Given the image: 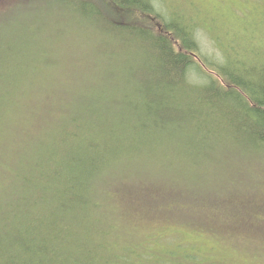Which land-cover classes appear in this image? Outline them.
Returning <instances> with one entry per match:
<instances>
[{"label":"trees","instance_id":"16d2710c","mask_svg":"<svg viewBox=\"0 0 264 264\" xmlns=\"http://www.w3.org/2000/svg\"><path fill=\"white\" fill-rule=\"evenodd\" d=\"M161 4L21 0L28 15L15 29L0 28V198L32 216L28 234L13 238L9 264L40 257L49 258L42 264H249L223 246L257 234L235 225L242 208L227 210L234 196L213 185L219 164L209 161L217 144L233 140L261 149L246 154L252 166L264 159V51L245 59L218 45L210 58L199 25L178 12L169 17ZM47 12L79 18L76 52L62 48V36L25 35ZM70 49L71 67L83 73L73 100H28L44 93L29 71L62 67ZM86 75L93 85L85 87ZM39 212L58 215L56 237L54 221L34 219ZM262 218L253 215L251 224L264 232ZM186 226L224 241L208 245ZM47 231L57 250L37 243Z\"/></svg>","mask_w":264,"mask_h":264},{"label":"rangeland","instance_id":"374dc122","mask_svg":"<svg viewBox=\"0 0 264 264\" xmlns=\"http://www.w3.org/2000/svg\"><path fill=\"white\" fill-rule=\"evenodd\" d=\"M19 1L21 0H0V28L6 24H11L12 29H15L16 18L28 15L29 10L26 6H17ZM26 1L29 0H22V2ZM160 1H162L161 8L168 16L170 15L169 17L178 12L199 25L201 52L208 57L219 55V47L227 53L232 49L236 51L235 53H240L245 59L252 57L251 51L256 47L264 51V0ZM36 20L37 22L32 23L25 30L26 36L35 42L62 36L64 38L61 43L62 48L70 47L76 52V34H82L78 33L80 31L77 28L79 18L76 15L74 17L67 15L59 19L47 12L42 15V19L37 17ZM64 29H69V31L65 32ZM74 51L70 49L65 52L62 60L64 65L58 69L52 71L31 69L29 71L28 79L30 83L32 79L35 83L43 84L44 93H36L28 100L42 103L73 100L74 88L83 83L77 81V76L83 74L79 75L77 71L81 67L79 65H76L77 69L71 67L75 55ZM261 55H264V52H261ZM79 63L83 64L82 61ZM84 79H86L85 87L94 84L90 75L84 76ZM49 93H59V96H46ZM233 141H228V144H217L218 147L213 148V161L209 162H218L219 166L214 167L210 171V175L212 178L218 179L213 185L228 190V193L234 196V201L228 203L227 210L234 213L242 208L244 218L237 219L235 225H238L237 227L241 229L252 230L257 236L240 233L236 235L240 238V243H231V246L223 247L226 250H228L227 247H231L232 252L236 250L238 257L246 260L249 264H252L253 261L264 264V232L254 228L257 224H251L253 215H261L263 217L261 224H264V159L253 161L255 166H252L245 158L246 154L249 156L251 155L249 150L259 152L261 149H253L239 140ZM224 160H227L228 163L223 164ZM241 200H244L246 204H240ZM11 203L12 201L9 198H0V264H9L11 259L13 260V254L18 250L13 247L14 236L18 232L27 235L32 224L31 214L22 213L18 209L12 212L8 208ZM33 217L40 221L44 217L47 223L51 220L54 221L56 228L50 234L56 237L58 215L55 212H39ZM43 226L47 229L50 225L43 223ZM186 227L187 231H183L185 234L196 240L203 238L208 245L219 246L224 241L223 239H206L205 235L196 232L199 230L193 229L192 226ZM261 228L264 230V225ZM48 233L47 231L44 241L39 237L37 243L47 244L46 246L50 251L57 250V248H52L53 246L50 243L55 241L53 236H49ZM260 234L263 235V241L260 239ZM22 237L26 238L25 235ZM38 260L47 262L49 258L40 257L37 261H32L29 264H42ZM54 263L58 264L56 260Z\"/></svg>","mask_w":264,"mask_h":264}]
</instances>
